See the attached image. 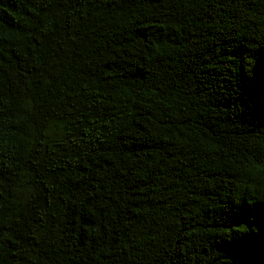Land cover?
Returning <instances> with one entry per match:
<instances>
[{"label": "trees", "instance_id": "trees-1", "mask_svg": "<svg viewBox=\"0 0 264 264\" xmlns=\"http://www.w3.org/2000/svg\"><path fill=\"white\" fill-rule=\"evenodd\" d=\"M0 264H264V0H0Z\"/></svg>", "mask_w": 264, "mask_h": 264}]
</instances>
